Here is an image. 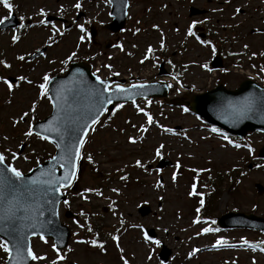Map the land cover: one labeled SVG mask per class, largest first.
Listing matches in <instances>:
<instances>
[{
  "label": "rangeland",
  "instance_id": "1",
  "mask_svg": "<svg viewBox=\"0 0 264 264\" xmlns=\"http://www.w3.org/2000/svg\"><path fill=\"white\" fill-rule=\"evenodd\" d=\"M77 2L11 0L16 18L23 17L20 21L25 27L0 31V60L11 65L8 69L0 65V150L7 148L18 155L16 161H11L10 152L6 153L7 162L27 172L54 154L52 143L35 135L25 137L23 133L29 124L33 126L36 118L42 119L51 113L49 100L37 99L36 85L45 72L61 74L70 60L61 61L67 60L71 52L77 53L74 59L100 66L96 73L109 78L112 84L120 83L121 79L125 85L167 80L171 87L167 98L135 100V105L153 117L156 122L153 125L146 123V117L137 111L133 102L122 103L123 107L114 116L109 111L100 118L104 126L96 125V131L90 133L82 150V171L77 176L76 188H69L68 205L61 204L60 218L72 232L68 247L60 250L64 259L57 260L51 239L46 238L48 243H44L36 236L32 239L33 251L46 259L32 264H52L54 260L56 264H68V261L123 264L121 256L129 264H264V252L259 250L264 248L263 232L248 228L224 229L217 223L219 217L229 212L253 213L264 218V193L258 194L255 188L257 182L264 185V160L258 157L259 149L264 146V133L252 132L244 139H236L219 129L220 134L214 133L211 129L216 127L183 104L195 94L213 89L219 82L233 89L246 77H252L264 85L261 71L264 68V55H261L264 53V0H130L125 29L118 33L102 28L112 19L109 0H79V9L74 7ZM192 5L207 12L191 16ZM237 8L241 9L239 13L235 11ZM41 9L46 13L43 17L39 15ZM48 15L60 19L47 21ZM5 16L9 13L0 5V19ZM40 19L46 23L39 24ZM193 20L203 21L194 27L195 37L187 35V27ZM77 25H83L85 31L81 32ZM92 26L98 29L99 45L91 43ZM198 27H204L205 38L198 36ZM13 34L19 36L16 43L12 42ZM49 36L53 39L49 40ZM81 36L85 37L83 41L79 39ZM109 40L113 47L105 49L104 43ZM200 40H210L216 54L223 53L221 69H212L211 61L216 54L211 55L210 48ZM42 47L44 55L26 60ZM20 55L25 56L24 61L17 59ZM204 63L210 71L200 67ZM104 65H111V69ZM161 70L164 75L160 74ZM9 75L26 76L33 83L22 81L8 92L2 78ZM170 99L177 104H169ZM33 102L37 104L35 118L30 113L20 121L19 117ZM185 107L188 112L183 111ZM140 125L148 131L139 132ZM163 128H171L172 132H165ZM221 134L228 136L233 144H228ZM129 136L136 138L137 143H129ZM236 143L242 146L235 148ZM161 144L164 148L158 158L155 148ZM245 144L252 148L251 152L243 147ZM88 152L93 155L92 163L87 160ZM161 158L173 164L158 168ZM138 159L144 167L135 166ZM177 163L179 169L175 167ZM121 176L126 179H120ZM193 183L197 192L203 194L206 201L203 206L199 203L200 196L188 194ZM86 188L98 190L101 195L85 192ZM113 188L118 192H113ZM142 205L150 207L148 214H141ZM66 211L75 214L67 217ZM197 217L199 223H193ZM81 224L85 226L80 227ZM205 227L213 231L202 232ZM146 228L154 229L157 236L153 239L161 240L159 246L144 241ZM112 236H117L118 241H113ZM220 238L235 247H213ZM93 239L103 244V250L91 244ZM242 239L249 244L243 245ZM162 243L172 250L167 263L158 258ZM193 249L198 251L189 256ZM6 260V254L0 250V264Z\"/></svg>",
  "mask_w": 264,
  "mask_h": 264
},
{
  "label": "snow or ice",
  "instance_id": "2",
  "mask_svg": "<svg viewBox=\"0 0 264 264\" xmlns=\"http://www.w3.org/2000/svg\"><path fill=\"white\" fill-rule=\"evenodd\" d=\"M111 2V0H109ZM227 2V0H226ZM0 5L8 11L9 16H5L0 19V25H4L5 22L9 19L13 11V4L10 0H0ZM75 8L79 9L81 4L78 2L74 5ZM236 13L241 11L240 8L235 9ZM39 15L41 17L45 16L46 13L43 9L40 10ZM23 20V17H20ZM39 24L43 25L46 23L44 19L38 21ZM198 23H203V21L193 20L191 24L187 27L188 36H196V33L193 31L194 27ZM21 29L25 27L23 23L19 25ZM55 28V25H52ZM80 28L81 32H84L83 25H77ZM139 31V29H137ZM19 39V36L13 34L12 42L16 43ZM49 40H52L53 37L49 36ZM81 41L85 39L84 36L79 38ZM198 39V38H197ZM201 44L206 45L210 48V54H216V48L212 45L210 40H200ZM117 47H120L117 45ZM161 47H164L163 39L161 40ZM247 48V45H244ZM40 55L44 53L40 52V49H36ZM149 53L152 52V48L149 46ZM77 55L76 52H71L67 60L61 61V63H67L68 60H72ZM255 55V53H253ZM264 55V53H261ZM18 60L24 61L25 56L20 55L17 57ZM143 62V61H141ZM51 63V61H50ZM171 63V61H169ZM0 65L5 69L11 68V65L6 63L4 60H0ZM104 67L111 69V65H104ZM200 67L211 70L208 67L207 63L201 64ZM264 72V68L261 69ZM93 75L96 77V82L98 86H90L87 84V81L83 78V73H79V85L82 86V89H77L73 95L81 96V92L86 90V98L89 101V105L86 111H78L77 107H74L73 104L68 102V93L71 91L64 87L63 83L58 86L55 90L56 95H49L50 91H53L49 88V85L52 83L53 78L45 72L41 77V82L36 85L38 89L37 99L46 98L52 105L53 115L52 118L46 123L41 125V130L43 133H51L56 139L53 140L49 135H42L41 132H34L33 127L29 124L27 131L23 133L25 137H31L33 135L37 136L40 140L47 141L49 143H54L55 148L57 149V155L52 156L51 160L53 167L47 170H42L39 177L30 178L25 175L23 171L15 167L13 163L7 162L6 153L10 152L11 161H16L18 155L16 151H11L10 149L5 148L3 151H0V232L3 233V239H0V250H2L6 256V264H26V261H42L46 257L43 255L36 254L32 247L28 243L29 235L38 236V238L44 243H48L44 232L48 231L47 223L45 221H40L38 217L43 216L46 209L40 206V201L43 200L44 204L52 206L53 214H55L54 205L57 203L55 199V193L60 192L61 188L67 189L71 187L73 183V178L76 177L78 162L82 158V150L85 145L88 143V137L90 133L96 131V125L99 124L101 127L104 126L105 122L100 120V117L105 113L109 112L108 105H113L112 115L114 116L116 112L123 107L120 103H115L120 97H126L131 99L134 95H139L142 93L135 92V89H144L147 87L145 84H134L129 87H124L120 84L111 85L109 81L101 79L95 73ZM114 75H119V73H114ZM17 81H24L28 84H32V80L28 79L26 76H17L15 78ZM173 79H176L174 76ZM178 84L179 80L176 81ZM2 83L6 86L8 92H12L14 87H18L14 83L10 82L7 77L2 78ZM171 87V85H167ZM63 93V94H62ZM135 105V100H133ZM137 111L142 113L146 117V123L148 125H153L156 122L153 120V117L145 111L144 108L135 105ZM227 109L230 111V114L235 117L237 120L242 119L248 115V113H261L264 114V93L259 96L249 95L241 98L237 101H228L226 105ZM37 104L32 103L28 111L22 113L19 117L20 121H24L26 117H29L30 113L33 114L32 118L34 119V113L36 111ZM184 112H188V108L183 109ZM73 113H76L75 115ZM108 119H112V116H108ZM14 124L18 121H13ZM136 127V125H132ZM139 132L144 133L148 131V128L144 125H140L137 129ZM122 131V129H121ZM165 132H172L171 128H163ZM214 133H219V130L216 128L211 129ZM222 135V134H221ZM143 137H141L142 139ZM5 140L7 137L4 138ZM222 139L228 142V144H233V141L229 139L228 136L222 135ZM128 142L135 144L137 139L129 136ZM235 148H240L242 145L236 143L233 145ZM223 147V145H221ZM243 147L248 148L249 152L252 151V148L245 144ZM164 148V145L161 144L155 148V156L160 157L162 155L161 149ZM27 160V157H24ZM87 160L89 163L93 161V155L91 152L87 154ZM136 167H144L141 161L138 159L135 161ZM59 167L63 170V174L60 176L55 175L56 168ZM177 169L180 168V164L175 165ZM29 171H32L29 169ZM193 172H196V169H192ZM120 179H126V177L121 176ZM173 181L176 179V173L172 175ZM159 187H163V184L160 181H157ZM85 192H95L96 195H101L98 190L86 188ZM113 192H118V189L113 188ZM52 194V195H50ZM190 196L198 195L200 196L199 203L201 206L204 205L203 194L197 192L196 184L191 185V191L188 193ZM63 203L68 205V200H64ZM196 212H200V208L196 209ZM83 214V213H81ZM123 224V220L120 221ZM193 223H199V217L193 221ZM214 223V221H213ZM80 227L85 225L81 224ZM31 230L29 233L28 230ZM88 231H91V228H88ZM167 231V229H165ZM204 233L213 231L212 228L205 227L201 230ZM57 242L51 244L53 251L57 253V260H63L64 257L60 255V251L57 248L59 242V232H56ZM113 241H118L117 236H112ZM143 239L149 244L159 246L161 240L153 239L146 231H143ZM81 243H86V241H79ZM243 245H248L249 242L245 239L241 240ZM93 246L99 247L103 250V244H99L97 240L93 239L91 241ZM119 245H117L118 247ZM235 247V245H230L228 242L222 238L217 239L213 247ZM255 250V249H253ZM261 252H264V248L259 249ZM121 251H123L121 249ZM198 249H193V252L189 253L191 256ZM123 261V264H129L123 256L120 257ZM52 264H56V261H52ZM227 264V262H225ZM235 264V262H233Z\"/></svg>",
  "mask_w": 264,
  "mask_h": 264
},
{
  "label": "water",
  "instance_id": "3",
  "mask_svg": "<svg viewBox=\"0 0 264 264\" xmlns=\"http://www.w3.org/2000/svg\"><path fill=\"white\" fill-rule=\"evenodd\" d=\"M113 3V8L111 14L113 15L114 19L112 22L104 25V28L110 29L113 32H118L125 27L127 15H128V0H111ZM205 10L198 9L194 6L190 8V15H197L204 13ZM50 19H52L50 17ZM19 22L16 20L15 14L5 22L4 25H0L1 28H6L10 26H16ZM92 39L93 42L96 43V35L97 30L95 28L91 29ZM110 45H106L109 47ZM42 52V51H40ZM40 55V53H36L32 55L30 58H34ZM223 64L222 58L220 56H216L215 59L212 61V66L214 68L221 67ZM79 73H83V78L87 81V84L90 86H98L96 82V77L93 75L92 66L87 62H73L65 75L55 76L50 84L51 96L56 95V89L58 88L61 83H63L64 87L70 89L71 91L67 94L68 95V102L73 104L74 107L78 108V111H86L89 105V101L86 98V90L81 92V96H74L73 93L77 89H82V86L79 85ZM14 81V79H11ZM107 81L109 79H105ZM141 84V83H137ZM145 84L147 87L144 89H135V92H139L142 94L134 95L131 99L126 97H120L117 102H127L135 100L139 97H166L168 95V87L167 83H142ZM125 87V86H124ZM127 88V87H126ZM264 93V86L260 85L253 79H246L244 80L239 87L236 89H228L222 83H219L214 89L197 94L193 97L192 101H187L186 104L191 106L193 112L200 114L204 118H206L210 123L217 125L224 130L228 131L231 134H235L240 137H245L248 132L250 131H262L264 132V114L261 113H248V115L242 119L237 120L230 114V111L227 109L226 105L228 101H237L241 98L249 95H256L259 96ZM63 94V93H62ZM173 103V101H172ZM110 108H113V105H108ZM74 115L76 113H73ZM53 115L52 113L43 120L38 121L34 127V132H41L42 135L47 134L50 136L51 139L55 140L56 137L51 133H43L41 130V125L46 124ZM57 155V151L55 153ZM54 155V156H55ZM259 156L264 158V147L261 148ZM82 162L80 161V164ZM170 161L163 159L159 166L169 165ZM53 167V163L51 158L47 159L46 161L40 163L38 166L32 169V171L25 174L27 177L35 178L39 177L42 170H47ZM78 170V167H77ZM80 172V169H79ZM63 174V170L56 168L55 175L60 176ZM74 180V178H73ZM259 193H264V186L260 183L256 184ZM52 195V194H50ZM55 199L57 203L54 205L55 214H53L52 206L48 204H44L43 200L40 201V206L44 207L46 211L44 212L43 216L38 217L40 221L49 222L47 223L48 231L44 232L43 234L45 237H52L55 242H57V235L56 232H59V242L57 244L58 248H63L68 244V240L70 237V230L67 225L63 224L59 218V204L61 201L66 199V195L64 193L58 192L55 193ZM139 211L142 215H146L150 212L149 206H142ZM233 219V220H232ZM220 223L227 227H254L260 228L264 230V219L260 218L253 214H244V213H228L219 219ZM2 226V225H0ZM29 233L31 230H28ZM148 232L151 236L155 237L156 233L154 229H148ZM0 236L5 238L3 233L0 232ZM31 235H29L28 243L31 246ZM171 255V249L163 245L161 252L159 253V257L161 261L167 262L169 256ZM31 260L26 261V264H30ZM73 264V263H70Z\"/></svg>",
  "mask_w": 264,
  "mask_h": 264
}]
</instances>
